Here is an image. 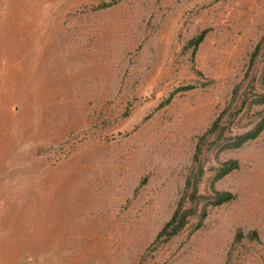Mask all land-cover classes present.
Here are the masks:
<instances>
[{
	"label": "rangeland",
	"instance_id": "374dc122",
	"mask_svg": "<svg viewBox=\"0 0 264 264\" xmlns=\"http://www.w3.org/2000/svg\"><path fill=\"white\" fill-rule=\"evenodd\" d=\"M263 117L264 0H0V264H264Z\"/></svg>",
	"mask_w": 264,
	"mask_h": 264
},
{
	"label": "trees",
	"instance_id": "16d2710c",
	"mask_svg": "<svg viewBox=\"0 0 264 264\" xmlns=\"http://www.w3.org/2000/svg\"><path fill=\"white\" fill-rule=\"evenodd\" d=\"M206 32H207L206 30L201 31V33L198 36H196L195 38L190 40V43L193 44L195 47H197L199 45V43L204 39ZM191 88H193V85L182 86L180 89L181 90H188ZM171 97L172 96H170L168 98L167 102L170 101ZM263 129H264V117L261 119V121L256 125V127L254 129L246 132L243 135L238 136L236 138V140L233 142L234 143L233 145L235 147H238L248 140L255 139L263 131ZM224 166H225V168L219 177H223L224 175L228 174L232 170L238 168V162L236 160L226 161L224 163ZM220 195H221L220 196L221 198L216 202L217 204H220L224 201H228V200L233 198V195L229 192L220 193Z\"/></svg>",
	"mask_w": 264,
	"mask_h": 264
}]
</instances>
